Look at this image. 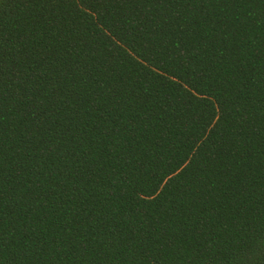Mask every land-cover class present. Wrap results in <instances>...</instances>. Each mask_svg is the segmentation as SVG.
<instances>
[{
	"label": "trees",
	"instance_id": "obj_1",
	"mask_svg": "<svg viewBox=\"0 0 264 264\" xmlns=\"http://www.w3.org/2000/svg\"><path fill=\"white\" fill-rule=\"evenodd\" d=\"M0 264H264V0H0Z\"/></svg>",
	"mask_w": 264,
	"mask_h": 264
}]
</instances>
